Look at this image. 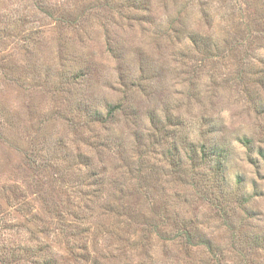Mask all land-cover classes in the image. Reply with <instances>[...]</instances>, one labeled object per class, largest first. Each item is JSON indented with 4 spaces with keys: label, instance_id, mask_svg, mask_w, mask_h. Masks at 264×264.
Wrapping results in <instances>:
<instances>
[{
    "label": "rangeland",
    "instance_id": "374dc122",
    "mask_svg": "<svg viewBox=\"0 0 264 264\" xmlns=\"http://www.w3.org/2000/svg\"><path fill=\"white\" fill-rule=\"evenodd\" d=\"M0 264H264V0H0Z\"/></svg>",
    "mask_w": 264,
    "mask_h": 264
}]
</instances>
